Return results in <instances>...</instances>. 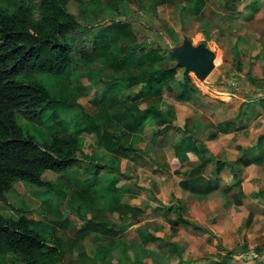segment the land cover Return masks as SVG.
<instances>
[{"label":"rangeland","instance_id":"rangeland-1","mask_svg":"<svg viewBox=\"0 0 264 264\" xmlns=\"http://www.w3.org/2000/svg\"><path fill=\"white\" fill-rule=\"evenodd\" d=\"M33 3L37 9L39 0ZM250 3L259 5L256 14ZM68 10L92 35L124 27L107 58L74 61L64 76L43 78L67 106L56 113L48 108L37 123L17 119L40 143L50 140L51 122H63L55 128L61 133L81 128L83 111L105 123L109 135L85 133L79 163L43 175L52 190L14 183L0 212L36 221L50 245L59 238L55 264H123L119 249L106 260L96 257L120 239L132 246V264H264L258 255L264 254V0H207L199 14L187 0H71ZM187 41L215 54L204 80L172 56ZM154 50L164 59L151 62L147 54ZM160 67L176 68L178 82L189 76L202 93L181 101L178 85L158 95L126 81L129 73ZM107 84L114 101L103 98ZM134 105L173 111L172 127L163 133L164 125L148 119L130 131L127 108ZM226 121L237 129L221 134L217 126ZM117 138L135 151L122 156ZM199 176L214 181L216 192L195 196L181 188V181ZM182 220L193 226L171 224ZM148 235L156 239L144 242ZM3 260L24 264L14 254Z\"/></svg>","mask_w":264,"mask_h":264},{"label":"trees","instance_id":"trees-1","mask_svg":"<svg viewBox=\"0 0 264 264\" xmlns=\"http://www.w3.org/2000/svg\"><path fill=\"white\" fill-rule=\"evenodd\" d=\"M69 1L71 0H39L36 9L33 0H0V201L4 203H8L6 194L16 182L52 190L53 183L44 180L43 175L48 171L62 174L77 165L80 161L78 153L81 151V137L85 133L99 132L102 129L104 136L109 135L105 123H99L94 116L83 111L84 123L81 128L74 133H61L55 128L63 125V122H51L48 125L50 140L40 143L35 135L22 128L17 119L19 114L27 121L37 123L48 108L56 113L59 108L67 106L66 99H58L51 94L43 78L64 76L74 61L91 64L98 59L107 58L124 27L116 25L112 35H92L91 27L81 23L68 10ZM153 1L155 4L165 2ZM187 1L192 11L199 14L207 0ZM248 8L253 9L256 14L259 5L250 3ZM36 12L38 18L35 17ZM147 57L153 63L164 59L158 50L151 51ZM175 75L176 68L160 67L144 70L139 74L129 73L126 81L129 86L140 85L144 88L143 91L158 95L164 90L175 91L178 85V99L181 101L191 100L202 93L189 76L178 82L175 81ZM109 86L110 84L106 85L103 98L114 101V96L108 90ZM127 113L132 116V120L126 127L132 132L143 126L148 119L164 125L163 133L172 127L173 111L163 112L154 107L140 109L134 105L127 108ZM65 126L66 129L71 127L70 124ZM217 129L219 133L227 134L237 128L233 122L226 121L220 123ZM260 138L264 140V135ZM117 142V152L122 156L135 151L133 145L125 146L118 138ZM201 159L205 163L210 158ZM253 162H257L256 159ZM215 169L214 174L218 171ZM180 186L195 196H210L217 190L214 181L204 176L183 180ZM171 224L193 226L187 220L180 223L171 221ZM155 239L148 235L143 241ZM61 246L59 238H55L50 245L36 221L26 216L9 218L0 212V264H5L3 258L8 254L20 256L24 264H55L56 258L61 254ZM170 246L174 253L181 252V248L175 243ZM131 248L127 241L116 240L109 249L101 248L96 257L106 260L112 250L119 249L123 255L122 263L132 264L129 253Z\"/></svg>","mask_w":264,"mask_h":264},{"label":"water","instance_id":"water-1","mask_svg":"<svg viewBox=\"0 0 264 264\" xmlns=\"http://www.w3.org/2000/svg\"><path fill=\"white\" fill-rule=\"evenodd\" d=\"M178 61L177 66L186 72H194L198 79L204 80L214 68L215 54L204 44L194 46L187 41L185 45L172 53Z\"/></svg>","mask_w":264,"mask_h":264},{"label":"crops","instance_id":"crops-1","mask_svg":"<svg viewBox=\"0 0 264 264\" xmlns=\"http://www.w3.org/2000/svg\"><path fill=\"white\" fill-rule=\"evenodd\" d=\"M262 256H264V254ZM262 256H259V257H262Z\"/></svg>","mask_w":264,"mask_h":264}]
</instances>
